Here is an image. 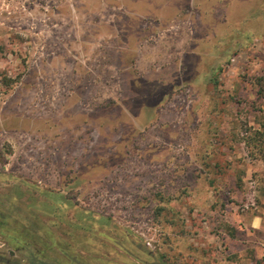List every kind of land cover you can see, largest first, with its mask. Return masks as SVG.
<instances>
[{
  "label": "rangeland",
  "instance_id": "1",
  "mask_svg": "<svg viewBox=\"0 0 264 264\" xmlns=\"http://www.w3.org/2000/svg\"><path fill=\"white\" fill-rule=\"evenodd\" d=\"M256 216L264 0H0V264H202Z\"/></svg>",
  "mask_w": 264,
  "mask_h": 264
},
{
  "label": "crops",
  "instance_id": "2",
  "mask_svg": "<svg viewBox=\"0 0 264 264\" xmlns=\"http://www.w3.org/2000/svg\"><path fill=\"white\" fill-rule=\"evenodd\" d=\"M235 230L234 235L214 241L218 250L208 247L202 264H264V219L256 216L246 224L235 225Z\"/></svg>",
  "mask_w": 264,
  "mask_h": 264
}]
</instances>
